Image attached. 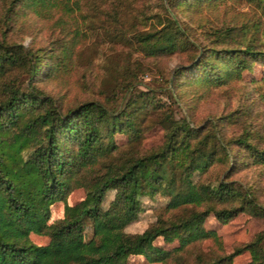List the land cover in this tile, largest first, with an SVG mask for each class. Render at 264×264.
Segmentation results:
<instances>
[{
	"label": "rangeland",
	"instance_id": "rangeland-1",
	"mask_svg": "<svg viewBox=\"0 0 264 264\" xmlns=\"http://www.w3.org/2000/svg\"><path fill=\"white\" fill-rule=\"evenodd\" d=\"M10 3L0 0V42L20 43L49 63L50 73L36 75L32 84L54 98L61 111L97 99L110 109H134L137 114L135 133L116 130L113 141L118 148L100 156L87 169L90 173L102 171L107 160L158 149L166 141L170 120L184 119L199 127L195 140L213 151L208 166L194 171L193 181L210 186L226 181L241 193L228 201L212 198L176 208L167 206L170 195L161 190L141 196L142 209L126 225L127 232H141L153 223L168 222L206 206L236 205L237 211L227 221L209 211L202 226L212 230L215 237L198 238L179 248L177 237L167 241L158 236L154 244L170 251L165 260L150 262L142 255H130L129 264H204L264 231V161L235 142L225 143L248 126L249 140L264 147V61H253L239 76L218 85L194 84L185 79L190 72L186 69L204 47L237 46L243 41L238 29L232 36H216L215 30L261 18L260 4L254 0H188L186 4L169 0H80V6L70 11L52 7L36 12L24 7L15 13L18 5L9 11ZM116 9L118 18L112 16ZM169 18L184 32L185 46L172 53H148L136 34L158 28ZM257 36L264 46V27ZM181 69L183 76L176 74ZM28 84V63L0 65V100L10 88L24 89ZM88 171L84 176H91L86 175ZM85 193L86 189L78 185L64 201L52 203L49 222L62 217L65 205L77 203ZM114 193V189L107 191L104 206ZM84 234L85 239L92 235L88 219L84 221ZM29 239L44 244L49 236L31 232ZM250 259V252L243 250L229 264H245Z\"/></svg>",
	"mask_w": 264,
	"mask_h": 264
},
{
	"label": "trees",
	"instance_id": "trees-1",
	"mask_svg": "<svg viewBox=\"0 0 264 264\" xmlns=\"http://www.w3.org/2000/svg\"><path fill=\"white\" fill-rule=\"evenodd\" d=\"M254 2L262 6L261 18H248L239 26L225 25L215 30L216 36H232L238 29L243 41L237 46L204 47L186 69L190 71L185 76L187 81L222 84L239 76L253 61H264V46L257 36L264 27V0ZM169 3L186 4L188 0ZM14 5H18L15 13L24 7L36 12L52 7L70 11L80 6V0H11L8 10ZM112 16L118 18L117 9L112 10ZM136 37L151 54L175 52L187 40L172 18ZM24 62L28 63L29 87H12L0 100V264H129L130 255H142L150 262L163 261L170 251L154 244L158 236L167 241L177 237V247L182 248L198 238L216 236L202 226L210 210L221 221L235 215L236 205L206 206L168 222L153 223L141 232H127L125 227L138 217L140 198L145 194L161 190L170 195L167 206L176 208L212 198L228 201L241 193L226 181L212 186L193 181L194 171L208 166L213 151L195 140L199 127L184 119L170 120L166 141L158 149L107 160L102 171L90 173L87 169L100 156L118 148L113 141L116 130L135 133L137 114L134 109H110L97 99L61 111L54 98L32 84L36 75L50 73L49 63L20 43L0 42V65ZM183 73V69L176 71L181 76ZM250 133L246 126L225 143L235 142L264 161V147L249 140ZM85 171L91 176H84ZM78 185L86 189L84 197L75 204H66L63 216L49 222L51 204L64 201ZM110 189L115 190L114 197L104 206ZM246 202L255 207L251 200ZM86 219L92 227L89 239L84 238ZM31 232L46 234L49 241L34 243L29 239ZM263 242L261 231L230 253L204 264H229L243 250L251 254L245 264H264Z\"/></svg>",
	"mask_w": 264,
	"mask_h": 264
}]
</instances>
